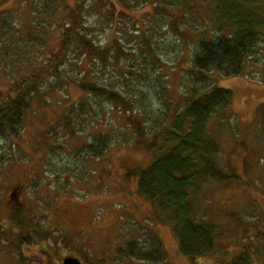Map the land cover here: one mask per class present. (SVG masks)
Listing matches in <instances>:
<instances>
[{"label": "rangeland", "instance_id": "374dc122", "mask_svg": "<svg viewBox=\"0 0 264 264\" xmlns=\"http://www.w3.org/2000/svg\"><path fill=\"white\" fill-rule=\"evenodd\" d=\"M33 1L0 0V14L12 17L10 23H6L7 29L10 26L14 28L12 23L18 15V30L23 28L25 34L39 32L29 26L35 17L31 15ZM64 2L70 7L75 5V0ZM171 12L175 23L179 17L182 25L179 23L174 32L162 31L155 37L158 40L157 55L163 67L160 75L166 84L165 93L168 96L163 94L160 100L155 88L146 89L134 82L124 85L122 92L129 96L133 105H138L142 100L154 113L153 120L140 118L137 113L113 112L111 106L102 101L105 103L93 106L95 113H98L97 117L94 114L91 116L94 125L86 119L78 123L77 114L74 112L68 117L67 112L79 99L84 101L89 96L72 86L57 95H43L44 99L49 100L48 104L38 107L33 104L16 139L0 140V227L4 229L2 236L5 245H0V264H20L16 259L19 251L9 248L10 240L18 230L16 217L23 219L25 228L31 231L33 238L30 245L21 246L24 259L21 264H48L49 259L45 254L50 249L54 250V261L50 260L49 264H60L68 255L77 258L81 264H151L123 258L119 253L127 242H137L146 247L150 238H157L166 254L161 264H212L220 258L218 254H212L191 260L182 254L173 231L171 211L159 210L154 202L144 199L137 192L138 172L147 169L155 158L169 148L157 138L161 137L165 127H169L168 120L158 123L161 134L152 132L143 142L134 137L125 143L118 137L122 135L120 132L131 134L134 122L144 124L146 130L150 129L153 121H157L162 110H165L166 101L175 104L174 108L171 106L172 115L183 109L182 100L188 89L185 72L191 71L189 63H186L188 60L190 62L193 44L199 38L210 37L213 29L204 24L199 15L190 20L177 10ZM152 13L151 7L147 6L133 16L139 22L141 19L144 21L145 14ZM149 18L144 21V27L151 30L153 26L149 24L152 18ZM44 32L45 27L41 30V33ZM113 37L110 32L92 37L94 44L106 50L111 60L114 59L110 41ZM46 38H49L45 41L46 50L53 49V32ZM127 51L128 60L134 58V51ZM123 61L121 55L106 68L99 62L83 61L81 66H75L72 61L66 72L73 70L75 76V72L79 74L81 70L88 72L94 68L97 77H92L100 86L113 84L120 90L123 85H120L118 71ZM208 79L212 85L206 89V93L213 87L232 93V116L231 120L229 117L227 119V128L220 126L221 123L215 124L218 120H211L210 128H217V133L213 135H216L220 145L218 161L221 167L225 171H233L237 180L227 183L207 181L197 192H188L192 217L196 222L217 224L224 235L228 234L224 230L231 232L230 239L221 240L216 251L226 248L235 254L238 248L241 251L252 248L260 259L254 264H264V243L258 244L251 239L252 245L260 248L256 253L255 247L246 244L248 238L242 228L232 235L237 226L233 214L240 217L241 222L251 219L264 229V137L260 134L255 116L259 105L264 103V44H260L250 56L240 76L224 78L214 72ZM1 80L0 93H4L8 85L3 86ZM159 92L161 95L160 88ZM33 100V103L37 101V96ZM107 126L111 127L109 132L112 129V134H118L114 136L113 145L102 158L90 157L86 150L87 142ZM213 132L210 129V134ZM151 143L155 146L150 151L148 145ZM18 199H21V204H18ZM47 233L50 234L44 242L43 235ZM253 233V230L249 231V234ZM225 238L227 236L222 239ZM233 238L239 240L240 247H232Z\"/></svg>", "mask_w": 264, "mask_h": 264}, {"label": "trees", "instance_id": "16d2710c", "mask_svg": "<svg viewBox=\"0 0 264 264\" xmlns=\"http://www.w3.org/2000/svg\"><path fill=\"white\" fill-rule=\"evenodd\" d=\"M31 6L34 7L31 15L35 17L29 26L38 33L25 34L23 28L18 30V15L12 23L14 28L10 26L7 29L6 23H10L12 17L0 14V78L3 79V86L8 85L7 91L0 93V140L16 139L33 104L37 107L48 104L49 100L44 99L43 95H57L72 86L89 96L84 101L79 99L67 112L68 117L75 112L78 123L84 119L92 123L94 118L91 116L98 115L93 106H100L102 101L107 102L113 112L137 113L140 118L153 120L154 113L142 100L138 105H133L129 96L122 92L124 85L134 82L146 89L155 88L160 100L163 94L168 96L165 93L166 84L160 75L163 67L157 55L158 40L155 37L162 31L174 32L179 23L182 25L179 17L175 23L171 11L177 10L190 20L199 15L204 24L213 29L210 37L199 38L193 44L190 62L188 60L186 63H189L191 71L185 72L188 89L182 100L183 109L172 115L170 110L175 104L163 100L166 108L159 119L153 121L150 129L146 130L144 124L134 122L131 134L120 132L126 138L117 135L125 143L134 137L139 142L145 141L152 132L161 134L158 123L168 120L169 127H165L161 137L157 138L169 148L155 158L147 169L138 172L137 192L144 199L154 202L159 210L171 211L173 231L182 254L191 260L218 254L220 258L212 264H254L260 261L252 248L248 251L238 248L235 254L226 248L216 251L221 240L230 239L231 232L224 230L228 233L224 235L217 224L196 222L192 217L188 192H197L207 181L227 183L237 180L233 171H225L221 167L218 161L220 145L216 135H213L217 133V128H210L211 120H218L215 124L221 123L220 126L227 125L228 117L231 120L232 93L215 87L206 93V89L212 85L208 79L211 73L217 72L224 78L243 74L250 56L260 44H264V0H75L73 7L64 0H34ZM147 6L151 7L153 13L145 14L143 19L145 21L151 16V30L144 27L142 19L138 22L133 16ZM43 27L45 32L41 33ZM52 32L55 38L51 41L55 47L46 50L45 41L49 39L46 36ZM107 32L115 37L110 39L114 59L121 55L124 58L123 66L118 71L120 85H123L122 88L119 86L120 90L113 84L100 86L92 77H97L94 68L88 72L81 70L79 74L75 72L76 77L73 70L66 72L72 61L75 66H81L83 61L99 62L104 68L112 65L114 59L111 60L108 52L97 47L92 40L95 34L99 37ZM126 49L134 51V58L128 60ZM36 96L38 100L33 103ZM255 116L260 134L264 137V103L259 105ZM109 126L87 142L86 150L90 157L102 158L113 145L114 136L117 135L112 134V129L108 131ZM210 129L214 131L212 134ZM154 146L151 143L148 149L151 151ZM232 217L237 225L232 235L242 228L248 238L246 244L252 245L251 239L258 244L264 243L262 225L253 223L251 219L241 222L236 214ZM15 221L18 230L12 236L9 248L20 251L21 246L30 245L33 238L22 218L16 217ZM251 230L253 234H249ZM48 234L43 235L44 242ZM224 236L227 238L222 239ZM149 240L146 247L137 242H127L119 253L123 258L136 262L163 263L166 254L161 243L157 238ZM232 244L236 249L240 243L235 239ZM252 246L256 253L260 250L258 245Z\"/></svg>", "mask_w": 264, "mask_h": 264}, {"label": "flooded vegetation", "instance_id": "af4514ba", "mask_svg": "<svg viewBox=\"0 0 264 264\" xmlns=\"http://www.w3.org/2000/svg\"><path fill=\"white\" fill-rule=\"evenodd\" d=\"M20 192H21V189H20ZM18 204H21L22 202H21V199H18ZM4 232V230L0 227V245L1 246H4L5 247V245H3V237H4V235L2 236V233ZM4 234V233H3ZM45 248V247H44ZM43 251H46V250H43ZM53 251L54 250H49V252L48 253H46L45 254V256L49 259V261L51 260V261H54V260H52L54 257H52V253H53ZM19 258H20V260H19ZM16 259H17V261L21 264L22 262H24V259H23V255H22V249L19 251V255L16 257ZM49 261H48V264H49ZM60 264H62V261H61V263Z\"/></svg>", "mask_w": 264, "mask_h": 264}, {"label": "water", "instance_id": "95a60500", "mask_svg": "<svg viewBox=\"0 0 264 264\" xmlns=\"http://www.w3.org/2000/svg\"><path fill=\"white\" fill-rule=\"evenodd\" d=\"M62 264H81V262L72 256H66L62 260Z\"/></svg>", "mask_w": 264, "mask_h": 264}]
</instances>
